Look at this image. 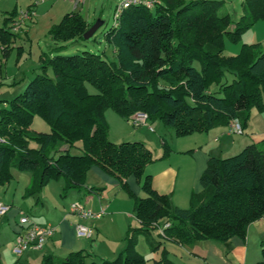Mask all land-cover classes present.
I'll list each match as a JSON object with an SVG mask.
<instances>
[{"label": "trees", "instance_id": "obj_1", "mask_svg": "<svg viewBox=\"0 0 264 264\" xmlns=\"http://www.w3.org/2000/svg\"><path fill=\"white\" fill-rule=\"evenodd\" d=\"M223 7V0L130 6L105 33L113 59L88 50L60 53L66 49L61 42L83 39L92 25L79 11L65 13L50 26L51 52L40 55L36 74L0 108V185L10 183L14 168L33 175L27 193L61 179L65 194L84 189L86 173L96 165L134 199L139 225L128 228L125 247L112 260L88 263L90 254L80 249L61 259L46 255L40 264H144L136 250L138 232L147 235L152 251H160L154 264H174L167 249L149 237L156 225L169 222L160 237L191 248L201 240L245 238L248 226L264 216V139L234 155L210 157L200 176L201 191L183 209L172 206L167 194L153 188L151 175L144 174L148 163L169 154L165 141L156 157L143 141L115 143L108 136V108L127 120L144 112L147 121L159 119L177 136L232 120L244 130L253 108L264 111V50L259 43H242L237 54L223 53L225 38L238 42L244 31L264 20V0H243L237 19ZM16 14L11 11L0 26L4 52L15 36L7 24ZM34 116L49 131L33 129ZM130 176L144 195L132 192L126 181Z\"/></svg>", "mask_w": 264, "mask_h": 264}, {"label": "crops", "instance_id": "obj_2", "mask_svg": "<svg viewBox=\"0 0 264 264\" xmlns=\"http://www.w3.org/2000/svg\"><path fill=\"white\" fill-rule=\"evenodd\" d=\"M83 4L84 0L77 6L74 0H0V26L11 11L19 12L27 8L35 11L33 20L22 24L16 31L10 27L13 21L7 24L15 36L6 52H4V45L0 43V85H7L18 79L26 84L38 71L39 58L44 53L38 42L36 51L35 46L33 48L30 46L31 42L44 34L50 37L48 34L50 26L59 22L67 12H80ZM239 16L237 15L236 19ZM85 20L88 22L87 19ZM53 43L52 39L47 43L48 53L51 52ZM27 44L29 48L25 52ZM13 53L19 56L20 64L17 68L10 69L7 63ZM2 63H4L3 70ZM125 121L129 120L125 119ZM152 123L148 121L147 127L153 128ZM231 123L232 121L211 128L202 138L199 134H192L195 138L191 144L182 149L172 145L166 157L157 159L146 166L144 171L151 175L153 188L167 194L172 206L188 207L190 197L201 191L200 176L210 157H228L238 153L246 145L257 144L264 139V111L253 108L247 127L240 135L233 134ZM31 127L39 131H49L48 124L38 116H34ZM144 129L142 133L144 136L152 135L147 128ZM161 130L162 134H168V136H171L173 132L165 125L161 127ZM133 136L131 138L125 136L123 141H144L141 136ZM164 139L160 135V140ZM145 144L149 147L147 142ZM65 148L66 146L62 147V149ZM71 151L77 152L73 149ZM162 152L163 149L155 153V156L159 157ZM11 173L10 183L0 185V203L10 206L6 213L0 215V264H40L46 255L61 259L69 252L80 249L90 254L88 263L92 260L97 263L100 260H112L125 247L128 228L139 225L133 211L134 199L121 188L114 177L106 174L96 165L87 171L85 188L82 190L71 189L62 194L63 180H51L39 192L17 204L14 198L15 193L20 187L19 192L24 198L27 190L32 186L33 175L31 172L14 168L11 169ZM126 181L135 195H144L140 182L133 176L128 177ZM90 187L95 189L90 191ZM72 202H79L93 211H99L102 208L104 213L99 218H81L70 212L69 205ZM21 214L29 216L39 225L53 227L54 233L42 249H27L20 255H16L12 247L19 229L18 220ZM78 223L90 227L93 231L92 237H77L75 226ZM154 239L167 249L169 258L174 264H257L259 261L264 263V256L261 254L264 240V216L248 226L245 238L231 237L226 242L201 240L191 248H187L177 242L164 240L158 234ZM136 250L145 258V261L153 260V264L160 255L159 250L150 249L147 235L143 232L136 234Z\"/></svg>", "mask_w": 264, "mask_h": 264}, {"label": "rangeland", "instance_id": "obj_3", "mask_svg": "<svg viewBox=\"0 0 264 264\" xmlns=\"http://www.w3.org/2000/svg\"><path fill=\"white\" fill-rule=\"evenodd\" d=\"M186 1H189V0H186ZM121 2L122 0H84V4L82 5L83 9L80 10V13L82 14V16L85 19H87L89 23L93 24L98 19H100L101 21H103V24L96 30L93 36H91L88 39L78 38V39H69L66 42H61L62 44H66V49L62 50L60 53L64 55H68V54L79 53L83 50H88V51H91L97 54H102L107 59H113L112 47L107 45L106 40H105V33L108 30H110L115 24L113 13L117 5H119ZM223 3H224L223 8L230 14L232 19H236L237 15H240L242 13L241 0H224ZM37 42L39 43L44 53L48 54L49 50H48L47 43L51 42V37H47V35L44 34L43 36L41 37L38 36L36 39H34L31 42L30 46H32V48L35 46V51H36ZM242 43H251V44L259 43L261 49L264 50V20H260L256 22L252 27L244 31L241 34L238 42L234 43V42H231L228 38H225L224 39V51H223L224 55L231 56V55L237 54L240 50V46ZM28 48H29V44L26 45L25 52L28 51ZM3 64L4 63H2V70H3ZM19 64H20L19 56L13 53L7 63V66L10 69H14L13 67L17 68ZM24 87H25V84H23V82L19 79L14 82L11 81L7 85L1 84L0 85V108L6 106L7 104L6 101L11 99L13 96L17 95L21 91H23ZM89 90L93 91V88L90 87ZM105 118L109 125L108 134L111 137L110 139L112 141L115 140L117 141L116 143H118V142L123 141L125 136H127L128 138L134 137L133 135L137 137L141 136L144 138L145 142L144 141L143 142L144 143L147 142V144L149 145V148L152 150L154 155L155 153H158L163 149V146H162L163 141H165L169 147L172 145H176L179 148L181 147L180 149H182V147L185 148L187 145L191 144V142L194 140L195 137H192V134L194 133L199 134L201 138L204 137L205 134H207L205 133L207 131H205V132H194L188 135L177 136L174 130L170 128V130H172L173 132L171 133V136H168V134H162L161 127L163 126V123L159 119H156L155 121H153L152 123L153 128H148L146 124L145 125L143 124L134 125L132 124L130 120L126 122L124 118L120 117L111 108H108L105 111ZM144 128H147L148 132H150L152 135L144 136L142 134L145 131ZM233 134L240 135L236 133H233ZM160 135L165 138L163 141L160 140ZM72 149L74 151L76 150L74 148ZM145 171H144V174H146ZM200 184H201V181H200ZM19 188H18V191L15 193V197H14L16 204L25 199L27 200V198L32 195V194L27 193L25 194L23 198L22 194H20L19 192ZM107 189H109V187ZM111 192L112 191H110V193ZM189 206H190V201H189ZM149 236L150 237L154 236L153 238H157V232L151 231ZM146 246H147V243H146ZM147 263L153 264V260L144 262V264H147Z\"/></svg>", "mask_w": 264, "mask_h": 264}, {"label": "built area", "instance_id": "obj_4", "mask_svg": "<svg viewBox=\"0 0 264 264\" xmlns=\"http://www.w3.org/2000/svg\"><path fill=\"white\" fill-rule=\"evenodd\" d=\"M75 5H79L83 0H74ZM160 0H122V2L117 5L114 10V22L117 24L120 20L122 12L135 5H143L147 8H153L155 5L159 4ZM35 16V11L32 8H27L17 12L13 23L12 30H18L22 24L26 22H31ZM130 121L134 125L147 124V114L144 112H136L130 116ZM151 128V127H150ZM231 131L236 134L243 133V129L238 120H232ZM10 209L7 204L0 203V215L6 213ZM70 212L81 217V218H99L104 213V209L99 211H93L89 208L84 207L83 204L79 202H72L69 206ZM19 229L16 232L14 238V244L12 251L16 255H20L27 249L40 250L44 247L45 242L53 235L54 228L49 225H39L33 221L29 216L21 214L19 217ZM170 223L165 222L163 225H156V232L159 236H163V230L169 227ZM75 232L77 237L90 238L93 235V231L90 227L78 223L75 226Z\"/></svg>", "mask_w": 264, "mask_h": 264}, {"label": "water", "instance_id": "obj_5", "mask_svg": "<svg viewBox=\"0 0 264 264\" xmlns=\"http://www.w3.org/2000/svg\"><path fill=\"white\" fill-rule=\"evenodd\" d=\"M103 24V21L98 19L96 22H94L83 34L84 39H88L96 32V30Z\"/></svg>", "mask_w": 264, "mask_h": 264}]
</instances>
